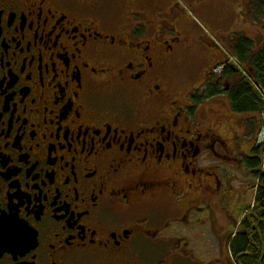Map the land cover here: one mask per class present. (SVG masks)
<instances>
[{"label": "flooded vegetation", "instance_id": "flooded-vegetation-1", "mask_svg": "<svg viewBox=\"0 0 264 264\" xmlns=\"http://www.w3.org/2000/svg\"><path fill=\"white\" fill-rule=\"evenodd\" d=\"M183 20L172 0H0V264H151L164 217L231 199L216 164L243 160L200 123L194 78L221 81Z\"/></svg>", "mask_w": 264, "mask_h": 264}, {"label": "rangeland", "instance_id": "rangeland-1", "mask_svg": "<svg viewBox=\"0 0 264 264\" xmlns=\"http://www.w3.org/2000/svg\"><path fill=\"white\" fill-rule=\"evenodd\" d=\"M172 1L185 14L188 19L187 21L193 25L192 29L194 33L200 38L201 42L198 41L196 47H198L197 49L201 51V56L206 60L203 65L204 69L200 70L202 76L218 61L214 60L216 56L207 54L204 51L206 45L203 43V40L208 41L207 38H209L213 42L216 41L220 45L226 46L227 41L232 39L234 35L236 37V34H242V36L247 37L255 35L256 31L264 29L262 23L264 10L262 14L258 13L260 9L257 10L259 3L264 8V4H261V2L264 3V0H253V4L249 9L251 11L250 14L248 10L244 13V11L236 9V2L241 3L243 0ZM251 19L259 23L254 22L252 25L250 23ZM243 31H245V34L238 33ZM154 33L156 34L157 32ZM149 37H154V34ZM257 40L260 42L261 38ZM238 78L241 79L242 77L238 76ZM194 81L196 84H199L203 80L197 76L194 78ZM217 97L215 98L216 101H221L223 98V102L209 103L210 101L216 102L209 98V101H206L208 103L205 102L198 107V115L201 114L203 120V122H198L213 126L221 139L218 150H220L222 157L232 156L233 158H241L243 154L251 151L250 149L254 145L252 139L258 138L257 143L264 141V129L262 127L258 128L255 125L253 128L254 132L247 137L250 130L246 122L237 123L236 121L238 119L243 120L244 118H238L239 116L231 113L226 95ZM262 104L264 105V103ZM245 118L248 119L247 117ZM239 139L243 142L240 143ZM216 166L219 168L221 175H223L222 177L232 176L231 179H234L230 185L233 189L232 191L228 190L225 179L223 181L224 188H227V192L232 193L231 199L223 198L222 207L217 209L214 216L208 208H205L201 215L192 213L189 217V223L171 221L170 218L164 217L165 227L168 226V229L164 227L159 233V237L151 242L154 247H144V250H146L144 258L146 261H148V257L151 264H236L231 254L228 255V243L236 231V221H240L242 216H244L240 215L238 217L239 210H242L246 206L251 205L253 207L255 205L256 186L259 180L257 177H251V174L246 172L242 166L236 167V165L233 166L223 161L217 162ZM251 181H254V183L251 184ZM224 209L236 220H232L233 218L229 217ZM179 217L180 219L182 218L181 215ZM211 217L213 219L212 223L210 221ZM168 236L174 237L176 241L170 238L172 239L170 243L167 242Z\"/></svg>", "mask_w": 264, "mask_h": 264}, {"label": "trees", "instance_id": "trees-1", "mask_svg": "<svg viewBox=\"0 0 264 264\" xmlns=\"http://www.w3.org/2000/svg\"><path fill=\"white\" fill-rule=\"evenodd\" d=\"M252 4L253 0L251 1ZM261 4L264 3L261 2ZM257 10L259 14H262L263 5L259 3ZM255 22L258 23L256 20ZM262 23L264 25V17H262ZM232 38L231 47L225 46L227 50L225 56L227 58L225 62L219 64L220 66L225 65L222 75H213V69L219 65L210 69L212 76L230 86L229 91H223L219 87L215 88L206 78L202 82L204 83L203 87H205L204 93L202 98L197 101V106H201L209 98L211 100L217 96L226 95L231 113L239 116L238 118H244L243 120H236L237 123L246 122L250 132H254L253 128L257 124V119L251 122L250 116L252 115H258L260 118L258 128L262 127L264 129V120L261 116L264 111V105L262 104L264 103V43L257 50L255 42L242 35L236 34V37L234 35ZM231 57H235L240 61V71H236L235 67H231L233 66ZM245 68L249 73L248 76H245ZM238 76L242 78L239 79ZM211 86L214 87H212V90ZM250 150L249 153H246L248 157H241L240 159L243 160L242 167L244 170L251 174V177H257L259 180L256 186V201L253 209L251 206H246L239 210V215H247L239 227V232L230 243V251L237 264H264V141L254 144ZM253 183L254 181H251V184Z\"/></svg>", "mask_w": 264, "mask_h": 264}, {"label": "crops", "instance_id": "crops-1", "mask_svg": "<svg viewBox=\"0 0 264 264\" xmlns=\"http://www.w3.org/2000/svg\"><path fill=\"white\" fill-rule=\"evenodd\" d=\"M248 1V2H247ZM251 1L252 0H243V1H241V3H237L236 2V4H235V6H236V9L238 8V10H242V11H244V13L248 10V12H249V14H250V12L251 11H249V9H250V7H251ZM251 22L250 23H252V25L254 24V20L253 19H251L250 20ZM244 22V21H243ZM256 23V22H255ZM259 23V22H258ZM238 33H244L245 34V31H243V32H238ZM237 35H242V34H237ZM263 35H264V33H263V29H261V30H259V31H256V34L255 35H250V36H247L246 38H248V39H250L251 41H254L255 42V48L257 49V50H259V48L260 47H262V45H263ZM230 37H231V35H230ZM245 37V36H244ZM258 38H261V41L259 42L257 39ZM233 39V38H232ZM232 39H229L228 41H227V47H231L230 45H232ZM223 48H225L226 49V47H224L223 46ZM214 56H216V58L214 59V60H218L216 63H215V65H214V67L215 66H217V65H219V64H221V63H223V62H225V60H226V56H225V52L223 51V49L222 48H217L216 49V53L214 52ZM248 66V65H247ZM255 119H257V124H255V125H257L258 127L260 126V118L258 117V115H252L251 116V121H253V120H255ZM259 131V130H258ZM248 132H250V131H248ZM253 140V144H255V142L257 141V138L256 139H252Z\"/></svg>", "mask_w": 264, "mask_h": 264}]
</instances>
